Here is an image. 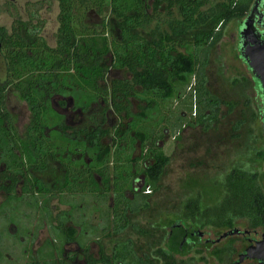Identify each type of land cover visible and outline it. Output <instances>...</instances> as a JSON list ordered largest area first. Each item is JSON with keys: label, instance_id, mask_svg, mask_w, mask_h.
Instances as JSON below:
<instances>
[{"label": "trees", "instance_id": "trees-1", "mask_svg": "<svg viewBox=\"0 0 264 264\" xmlns=\"http://www.w3.org/2000/svg\"><path fill=\"white\" fill-rule=\"evenodd\" d=\"M56 1L58 25L54 48L46 45L41 36L43 24L34 20L33 15L28 21L14 18L10 32L0 27V52L6 64L5 81L0 83V191L12 194L13 188L23 182L22 195L9 196L0 207V215L14 201L17 209L39 210L42 221L36 225V231L47 224L53 234L46 242L48 251L39 250L37 258L26 264H184L175 258L176 253L184 254L188 250V247L179 250L184 226L231 229L243 222L249 229L264 227V189L260 183L264 174L251 169L246 162L251 153L256 160L264 161V152L252 147L256 141L251 123L258 115L260 119L261 112L255 117L247 104L250 100L246 79L234 78L232 85L236 89H233L221 68L214 82L207 81L206 76L211 50L226 26L244 17L252 0L215 4L210 0ZM109 56L110 68L126 72L130 79L111 80L107 92L104 63ZM8 87H14L19 98L29 105L28 134L46 125L52 95L71 96L84 114L93 104L97 105V112L90 115L84 127L69 128L60 122L58 128L61 135L70 131L73 139L76 135L83 137V156L89 158L91 170L103 172L112 159L113 189L109 206H106L109 194L100 177L96 192L80 196L77 191H71L74 194L58 197L60 204L68 209L54 217L50 204L55 194L25 201V194L33 196L35 190L5 108ZM108 98L114 127H110L108 119ZM181 99L188 117L185 111L178 116L169 112L171 104ZM221 111H224L222 117L234 120L231 137L243 148L237 157L240 162L207 182L211 188L209 194L215 190L216 197L210 203L204 202L200 188L205 183L198 186L191 179L182 187L185 198L182 214L173 223L180 227L170 233L169 228L157 227V223L149 222L145 229L139 226L133 218L140 211L150 210L151 194H145V189L149 188L151 193L158 191L170 162V156L163 151L165 132L183 124V128L200 126L208 131L217 126ZM167 113L175 117L174 122ZM175 137L180 139L179 133ZM64 140L71 148L76 145L72 140ZM29 143L35 146L33 141ZM136 184L140 186L137 190ZM64 197L71 201H65ZM88 201L96 204L87 205L90 218L86 216V220L81 207L84 210ZM93 216L99 223L92 225ZM17 219V225L26 229L21 218ZM86 222L89 225L83 226ZM12 223L16 224L13 220ZM1 224L0 242L7 235V222ZM88 229L90 234L86 233ZM127 231L144 238L147 246L143 249L127 238L114 244L107 253L102 239L118 237ZM91 242L97 246L95 255L88 244ZM70 244L77 246V252H65ZM227 248L231 255L232 243ZM225 252V248L216 249L213 256L227 263L230 255Z\"/></svg>", "mask_w": 264, "mask_h": 264}, {"label": "rangeland", "instance_id": "rangeland-1", "mask_svg": "<svg viewBox=\"0 0 264 264\" xmlns=\"http://www.w3.org/2000/svg\"><path fill=\"white\" fill-rule=\"evenodd\" d=\"M211 4L218 2H226L228 0H210ZM34 16V20L42 22L41 36L45 40L47 46L54 48L56 45V30H57V15H58V5L56 0H0V27H4L9 32L11 30L12 23L14 18H18L22 21H28L30 16ZM237 27L235 21L229 23L224 31L222 32V37L219 42L213 47L209 54L210 66L209 74L213 79L217 76V70L221 68L222 72L226 76H238L241 74L247 75L246 68L238 60H234L233 56L235 55L234 51V42L237 35ZM107 39L110 41V35L107 34ZM182 51V50H181ZM3 54L0 52V83H4L6 76L5 61L3 59ZM111 57H107L104 63L105 68L107 69L106 77V86L107 92L110 90V82L113 79H130L124 71H116L110 68ZM26 83H24L25 86ZM219 86V82H218ZM185 93H188V90H185ZM49 107L46 113V125L42 128L34 129L30 134L27 132L31 121V114L29 105H27L23 100L19 98L18 91L14 87H8L5 95V108L9 114V123L12 126L20 148L24 154V162L27 166L31 167L34 164L38 166L39 162L42 160L43 152L46 151L45 140H49L50 133H57L59 131L58 124L62 121L66 125L73 127L74 129L82 128L86 123H88L90 115L94 112H97V105L93 104L92 107H89V112L86 114L78 112L75 108L80 106L76 105L71 96H59L52 95L49 98ZM183 100H175L169 107L170 114L173 116H178L185 111V116L187 110L186 106L181 105ZM63 103V105H61ZM109 111H107L108 119L110 121V127H114L112 121L111 105L108 103ZM133 111L135 107H132ZM76 111H75V110ZM96 109V110H95ZM168 109V108H167ZM193 110V107H192ZM100 112V110H98ZM135 112V111H134ZM164 113L165 111L162 110ZM161 112V113H162ZM255 117L258 115V111H253ZM166 114V113H165ZM194 112L192 113V115ZM224 111H221V117L215 128H211L208 131H205L200 126L194 127H185L183 125H175V129L168 130L165 132L166 139L163 146V151L167 156H170L169 165L166 168L164 176L161 178L160 186L157 192L151 193L150 198V210L146 213L140 211V213L133 218L139 226L144 229L147 226V223H157V227L169 228L174 222L177 221L179 216L182 214L181 205L184 202L185 198L183 196V188L185 183H188L189 180H194L197 185L202 186L204 183V188H200V192L204 195V202L210 203L212 199L216 197V191H211L210 185L207 182L212 181V179L219 178L224 172L234 166L236 163L241 160L237 157L239 156L240 150H242V144L239 145V142L236 143L235 140H232V131L231 123L234 121L231 117H226ZM261 115L262 112L260 113ZM169 115V113H167ZM184 116V115H183ZM188 117V116H187ZM235 117V115L233 116ZM171 122L175 121V117H168ZM64 119V121H63ZM187 121H189L187 119ZM190 122V121H189ZM264 120L257 118L251 123V130L254 132L255 141L252 144L254 150H259L264 152ZM115 124V123H114ZM161 124L160 126H163ZM179 133L180 139H176L175 135ZM29 141H33L35 146H31ZM82 147V140L78 141ZM239 146V147H238ZM80 147H77L79 150ZM124 158V156L122 155ZM89 162V158H85ZM264 160V159H263ZM244 161V160H242ZM250 165V168L256 170L260 174H264V162L256 160L251 153L250 158L246 160ZM112 159L110 158L108 166L104 171H95L98 172V177L102 182V186L105 188L106 192L109 194V199L106 202V206H109L111 203V193L113 187V177L111 173L112 168ZM260 183L264 189V176L261 175ZM43 180H40L38 184L43 183ZM73 183L71 184V182ZM62 184H59L57 191H64L66 194H74L71 191H77L80 193V196H85V192L93 193L97 191L99 181H96L93 176L80 177L75 170H70L67 176L62 177ZM77 184L72 186L74 183ZM207 184V185H206ZM198 185V186H199ZM43 188V185H40ZM136 188H139V185H135ZM39 189V188H38ZM80 191H79V190ZM44 191H48L47 186H44ZM51 191V189H50ZM53 191V189H52ZM82 192V193H81ZM57 194V193H56ZM52 200L50 211L53 216L58 214L62 210L68 209V206L60 204L59 198L57 197ZM64 196V195H62ZM70 196V195H66ZM65 201H71L68 198L64 197ZM4 195H0V204L4 200ZM93 205V201L85 202L86 208L81 209L84 216L90 218V210L87 205ZM21 214L22 223L26 226H30L26 234H19L15 238H9L8 242H0V264H26L31 261V258H37V252L39 250L48 251L46 242L49 239L53 238V234L49 231L48 226H42L41 230L37 232L36 238L32 241V235L30 232L34 231V228L37 224H40L42 220H39V214L37 211L29 210L19 207ZM88 212V215H87ZM78 212H74L76 216ZM86 217V220L88 218ZM94 222V223H93ZM93 223V224H92ZM92 225L99 223L95 217V221H92ZM2 226V224L0 223ZM89 222H86L83 226H88ZM236 226L239 228L244 227L243 222L236 223ZM19 228L16 226H9L8 234L15 236L18 234L17 231ZM20 230V229H19ZM204 231L211 239H217L218 235L222 234L224 229L216 228H205ZM5 233V232H4ZM86 233L90 234L89 229ZM155 233V232H154ZM5 235V234H4ZM89 236V235H88ZM6 237V235H5ZM130 238L136 242L137 245H141L144 249V246H147V243L144 238H139L130 231L125 232L124 234L118 237H111L102 239V245H104L107 253H110L111 248L119 241ZM238 240V239H237ZM225 243V241H223ZM218 247L224 245V243ZM13 243V245H10ZM58 244V243H57ZM90 244L91 253L93 255L97 252V246L95 243L91 242ZM235 250H240V243H234ZM4 247V248H3ZM215 247L207 245L206 248L201 253H194L190 249L186 250L184 254H175V258L178 261L185 262L184 264H227L228 262L220 261L213 256V251ZM66 253L77 252L76 245H68L65 247ZM236 255L232 256L234 260ZM56 259H54L55 261ZM191 260V261H190ZM50 261V260H49ZM81 264V262L79 263Z\"/></svg>", "mask_w": 264, "mask_h": 264}, {"label": "flooded vegetation", "instance_id": "flooded-vegetation-1", "mask_svg": "<svg viewBox=\"0 0 264 264\" xmlns=\"http://www.w3.org/2000/svg\"><path fill=\"white\" fill-rule=\"evenodd\" d=\"M235 22L238 25V27H237L236 40L234 42L235 55L233 56V58L234 60L236 59L241 64L244 65L247 71V75L241 74L238 76L236 75V76L230 77V76H226L224 73L223 74L230 81V85H231L230 87H232L233 89H236L232 85V80L234 78H239V79L243 78L249 82L247 84L248 86L246 89H247V94L249 95L250 101L247 102V104L249 105L250 109L256 110L258 112H262L263 115L260 114V120L263 121L262 118L264 117V92L261 88L259 79L256 78L255 75L252 73V71L250 70L247 64V61L244 58H264V0H252L251 3L249 4L248 11L245 13L244 17ZM248 49L249 50L251 49L252 55L245 57L246 51ZM206 76H207V81L209 82H211V80L213 82L215 81V79H213L210 74H207ZM233 92L234 91H232L231 94ZM75 109L78 112H80V114H82V110L80 108L79 110H78V107H76ZM62 123L66 125L65 122H62ZM262 124L264 128V123L262 122ZM68 127L73 128L71 126H68ZM53 133L52 132L50 133L49 140H45L46 141L45 142L46 151L43 152L42 160L39 162V166H36L34 164L33 166L29 167L25 164L26 165L25 169L27 170L29 180L31 181V184L32 186H34V190H35L33 193V196H31V194H25L24 196L25 201H29L28 198L30 197L32 198L34 196L39 197V196L47 195V197H49L50 195L55 194V195H58L57 197H62V195L64 196L69 195V194L63 193L64 191H57V189H58L59 184H62L61 181H62L63 175L67 176L70 170L77 171L80 177L84 178L85 175L93 176V178L96 181H99L98 175L96 174L95 170L93 169L91 170L88 167L89 162H87L85 159L87 157L83 156L82 147H80L79 150L77 149V147L79 146L77 145L76 141L83 140V137L80 135L79 136L76 135L75 139H73V137L70 134L71 133L70 131H68L67 134L65 135L63 134L61 135L59 131L55 133L56 135ZM64 139L72 140L73 142H75L76 145H74L71 148L69 142H65ZM40 180H43L42 181L43 183H41L43 185V188L40 187L41 184H38ZM22 183L23 182H19L13 188L14 191L12 194H8L3 191H0V195H4V198H5L1 202L0 207L3 206V204L6 202L9 196H13L17 198L22 195L21 194ZM72 183L73 181L71 182V184ZM76 184L77 182L74 183L72 186H75ZM36 186L38 187L36 188ZM44 186H47L48 191L46 192L44 191ZM98 187H99V184H98ZM135 190H137L136 187H135ZM78 194L80 195V193ZM93 203H94L93 205L96 204L95 202ZM16 205L17 203H14L13 201L9 206H6V208L2 210V212L4 213L0 215V223L7 222V226L5 228L7 235L2 240V242L3 241L8 242V239L10 237L15 238L16 236H19V234L22 235L21 232H18V234L15 236H11L10 234H8L9 226L15 225L16 229L18 227L21 231H23V235L26 234L27 231H30L29 230L30 226H26L24 224L23 226L26 227L25 229L17 225V221H18L17 218L23 217V214H21L19 207L17 209ZM82 208L83 207H81V209ZM34 211H37L38 214H40L39 210L34 209ZM81 214L83 215V213ZM38 218L40 219L41 217H38ZM94 218L95 217L93 216V219ZM12 220L14 221V223L16 222V224H13ZM173 225L175 224H172L171 226ZM43 226H48V225L44 224ZM171 226L169 227V229L171 228ZM176 226L180 227V225H176ZM19 229L17 231H20ZM2 230H3V227L0 225V231L3 232ZM40 230H41V227L37 229L36 231V226H35L34 231L30 232L31 234H33L32 241L34 240V233ZM224 230L226 232L223 231L222 234L218 235L217 239L213 240L208 237L204 229H196L194 227L184 226V234L179 243V250L181 251L182 248L188 247V249H190L194 253H201L202 249L204 250L206 246L209 245V246L215 247L214 249H224L225 248L226 252L224 254L230 255V251L228 250L227 246L229 243H232L234 252L230 255L231 259L229 260L227 264H237L240 258H242V262L240 264H264V254H260L259 256L256 254L258 256L257 258L256 257L255 258L245 257L246 252L250 248H255L258 243L264 241V227L249 229L244 225V227L241 229L235 225L231 229H224ZM49 231H50V228H49ZM223 241H225V243ZM222 242L224 243V245L221 247H218L222 244ZM236 242L240 243L239 251L235 250L233 246L234 243ZM10 245H13V243H11ZM233 255H236L234 260L232 259Z\"/></svg>", "mask_w": 264, "mask_h": 264}, {"label": "water", "instance_id": "water-1", "mask_svg": "<svg viewBox=\"0 0 264 264\" xmlns=\"http://www.w3.org/2000/svg\"><path fill=\"white\" fill-rule=\"evenodd\" d=\"M252 55L250 53V50L248 49L246 51L245 57ZM247 61V64L252 71V73L255 75L256 78L259 79L261 88L264 92V58H244ZM178 227L176 225L171 226L170 228V233L171 231L175 228ZM260 254H264V241L260 242L257 244L255 248H250L246 254L245 257L249 258H257ZM242 262V258L239 259L237 264H240Z\"/></svg>", "mask_w": 264, "mask_h": 264}, {"label": "built area", "instance_id": "built-area-1", "mask_svg": "<svg viewBox=\"0 0 264 264\" xmlns=\"http://www.w3.org/2000/svg\"><path fill=\"white\" fill-rule=\"evenodd\" d=\"M144 193L145 194H149L150 193V189L149 188H146Z\"/></svg>", "mask_w": 264, "mask_h": 264}, {"label": "bare ground", "instance_id": "bare-ground-1", "mask_svg": "<svg viewBox=\"0 0 264 264\" xmlns=\"http://www.w3.org/2000/svg\"><path fill=\"white\" fill-rule=\"evenodd\" d=\"M250 53H251V49H250Z\"/></svg>", "mask_w": 264, "mask_h": 264}]
</instances>
